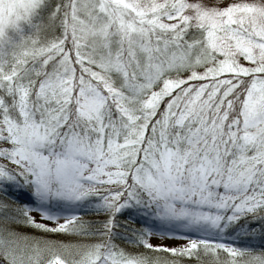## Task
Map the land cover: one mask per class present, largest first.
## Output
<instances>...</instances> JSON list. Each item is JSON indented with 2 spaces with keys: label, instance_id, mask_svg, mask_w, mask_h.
Returning a JSON list of instances; mask_svg holds the SVG:
<instances>
[{
  "label": "snow or ice",
  "instance_id": "1",
  "mask_svg": "<svg viewBox=\"0 0 264 264\" xmlns=\"http://www.w3.org/2000/svg\"><path fill=\"white\" fill-rule=\"evenodd\" d=\"M0 264H264V0H0Z\"/></svg>",
  "mask_w": 264,
  "mask_h": 264
}]
</instances>
